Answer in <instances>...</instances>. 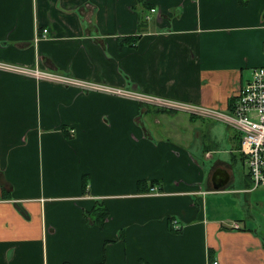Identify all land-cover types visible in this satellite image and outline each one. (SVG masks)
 <instances>
[{"label": "crops", "instance_id": "1", "mask_svg": "<svg viewBox=\"0 0 264 264\" xmlns=\"http://www.w3.org/2000/svg\"><path fill=\"white\" fill-rule=\"evenodd\" d=\"M141 2L0 0V264H264L238 131L14 68L231 111L264 0Z\"/></svg>", "mask_w": 264, "mask_h": 264}, {"label": "built area", "instance_id": "2", "mask_svg": "<svg viewBox=\"0 0 264 264\" xmlns=\"http://www.w3.org/2000/svg\"><path fill=\"white\" fill-rule=\"evenodd\" d=\"M155 12V9L151 10ZM48 30H43L46 37ZM16 70L28 73L39 79H52L65 86L84 87L92 92H105L112 95H122L138 101L155 104L157 107H165L170 110L175 109L191 116L203 117L218 121L236 130L241 134L240 151L247 156L248 174L252 181L253 191L264 187V66L255 68L249 83L237 94L234 108L231 111H221L196 105L180 103L164 98L144 95L141 93L128 92L116 88L100 86L97 84L83 82L74 78L62 75H52L40 70H28L14 67ZM153 195H159L157 189H152ZM178 228V222H174ZM234 229H239L238 223L231 224ZM214 262L213 264H217Z\"/></svg>", "mask_w": 264, "mask_h": 264}, {"label": "trees", "instance_id": "3", "mask_svg": "<svg viewBox=\"0 0 264 264\" xmlns=\"http://www.w3.org/2000/svg\"><path fill=\"white\" fill-rule=\"evenodd\" d=\"M142 0H138V4H141L142 2H141ZM136 8H138V7H136ZM141 22L142 21H140V24H141ZM143 23V22H142ZM129 39H131V40H134L135 41V45H136V43H137V41L140 39V37L139 36H134V37H132V38H129ZM84 188H85V186H84ZM108 214L107 213H103V215L101 216L103 219H106ZM177 231H179V230H177ZM180 232V231H179Z\"/></svg>", "mask_w": 264, "mask_h": 264}, {"label": "rangeland", "instance_id": "4", "mask_svg": "<svg viewBox=\"0 0 264 264\" xmlns=\"http://www.w3.org/2000/svg\"><path fill=\"white\" fill-rule=\"evenodd\" d=\"M189 116H191V115H189ZM192 117H194V118H196V119H197V118H199V119H206V118L198 117V116H192ZM206 120H209V119H206ZM210 121H213V120L210 119L209 122H210Z\"/></svg>", "mask_w": 264, "mask_h": 264}]
</instances>
